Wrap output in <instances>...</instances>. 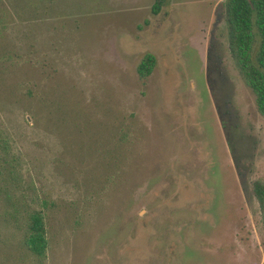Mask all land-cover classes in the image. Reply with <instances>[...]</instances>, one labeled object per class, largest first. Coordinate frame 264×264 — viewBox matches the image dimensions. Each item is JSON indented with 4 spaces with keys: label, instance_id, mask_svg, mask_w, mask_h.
I'll return each instance as SVG.
<instances>
[{
    "label": "rangeland",
    "instance_id": "rangeland-1",
    "mask_svg": "<svg viewBox=\"0 0 264 264\" xmlns=\"http://www.w3.org/2000/svg\"><path fill=\"white\" fill-rule=\"evenodd\" d=\"M226 3L0 0V264H264Z\"/></svg>",
    "mask_w": 264,
    "mask_h": 264
},
{
    "label": "trees",
    "instance_id": "trees-1",
    "mask_svg": "<svg viewBox=\"0 0 264 264\" xmlns=\"http://www.w3.org/2000/svg\"><path fill=\"white\" fill-rule=\"evenodd\" d=\"M229 49L244 82L256 95L258 110L264 117V0H227L225 11ZM153 58L140 66L149 73ZM264 225V182L254 185ZM26 241L32 250L43 247V231L38 216H32Z\"/></svg>",
    "mask_w": 264,
    "mask_h": 264
},
{
    "label": "flooded vegetation",
    "instance_id": "flooded-vegetation-1",
    "mask_svg": "<svg viewBox=\"0 0 264 264\" xmlns=\"http://www.w3.org/2000/svg\"><path fill=\"white\" fill-rule=\"evenodd\" d=\"M211 65H209V68H208V74L209 75H216V79H213V81H212V83H213V85H214V87L216 86V84L218 85V82H222V76L220 75V71H217V70H215L214 68L213 69H211V67H210ZM213 87V88H214ZM215 90V89H214ZM223 90V87H220L219 88V91H222Z\"/></svg>",
    "mask_w": 264,
    "mask_h": 264
},
{
    "label": "water",
    "instance_id": "water-1",
    "mask_svg": "<svg viewBox=\"0 0 264 264\" xmlns=\"http://www.w3.org/2000/svg\"><path fill=\"white\" fill-rule=\"evenodd\" d=\"M212 24H213V22H212Z\"/></svg>",
    "mask_w": 264,
    "mask_h": 264
}]
</instances>
